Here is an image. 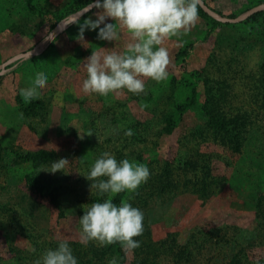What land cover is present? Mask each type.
<instances>
[{"label":"rangeland","instance_id":"1","mask_svg":"<svg viewBox=\"0 0 264 264\" xmlns=\"http://www.w3.org/2000/svg\"><path fill=\"white\" fill-rule=\"evenodd\" d=\"M87 1L75 5L72 0H0V66L9 64L0 70V264H17V259L35 264L61 240H67L75 256L87 253L79 264L93 263L91 248L101 246L80 242L79 218L99 196L85 176L105 151L117 160L148 158L143 163L150 169L148 181L135 192H126L125 198L144 213V230L155 244L156 263L175 264L173 253L166 252L168 245L164 250L158 247L169 240L174 248L192 252L182 264H229L226 255L235 253L245 255L247 264H264V219H256L255 206L264 194V101L252 90L262 73L263 55L262 42L251 41L264 20L246 19L264 9V4L230 0L231 8L244 18L230 15L227 19L217 14L229 15L226 5L196 0L222 25L212 27L198 11L188 33L168 38L162 45L170 55L167 79H145L146 93L125 90L104 97L82 91L85 60L100 48L124 51L130 37L122 31L119 40L102 41L97 39V29L85 31L86 44L79 42L80 25L89 17L95 19L98 11L76 21L91 5L77 12ZM240 44L246 48L240 50ZM183 51L187 54L180 57ZM23 54L29 56L22 61ZM231 57L241 60L246 66L243 71L235 72L225 64ZM16 58L20 61L14 64ZM37 73H45L48 83L39 99L25 102L19 91L29 87ZM201 78L226 82L229 96L222 105L226 114H249L251 125L242 153H234L206 131L198 105H190L197 84L203 94ZM129 128L134 131L131 137L124 134ZM81 131L92 135L81 140ZM40 149L52 152L53 160L37 166L11 161L22 152ZM61 158L70 165L63 172H47V166ZM185 161L209 165L210 178L223 179L222 184L213 185L206 196L201 192V169L188 171ZM167 166L171 186L152 194ZM26 174L46 187L51 182L61 185L63 216L26 187ZM225 240L230 244H223ZM132 253H127L125 264H131ZM111 258L105 259L106 264Z\"/></svg>","mask_w":264,"mask_h":264},{"label":"clouds","instance_id":"2","mask_svg":"<svg viewBox=\"0 0 264 264\" xmlns=\"http://www.w3.org/2000/svg\"><path fill=\"white\" fill-rule=\"evenodd\" d=\"M93 8L98 10L95 19L89 17L80 25L79 42L86 44L85 31L97 29V39L102 41H117L122 31L130 37L124 51L100 48L85 60L82 91L104 97L125 90L139 95L146 93L145 79L157 82L167 79L170 55L168 48L162 46L164 41L188 33L198 20L196 0H93L86 11ZM47 83L48 76L37 73L31 85L21 89L19 95L30 103L39 99L40 90ZM124 134L131 137L134 131L129 128ZM84 135L92 133L81 131L79 138L84 139ZM69 165L66 158H61L48 165L47 172H63ZM150 174L146 164L128 158L117 160L107 151L94 160L85 177L101 197L108 195L91 203L79 218V238L83 245L93 241L100 246L119 243L128 252L140 247L141 242L135 237L144 231L143 211L127 199L116 204L113 198L121 192H135L148 181ZM31 251L36 249L33 247ZM35 264H79V261L67 240H61L57 247L45 250ZM108 264L119 261L113 257Z\"/></svg>","mask_w":264,"mask_h":264},{"label":"trees","instance_id":"3","mask_svg":"<svg viewBox=\"0 0 264 264\" xmlns=\"http://www.w3.org/2000/svg\"><path fill=\"white\" fill-rule=\"evenodd\" d=\"M203 2L205 0H202ZM197 2V1H196ZM245 2L262 5L264 4V0H245ZM73 4H77L78 0H72ZM93 3V0H89L85 2L83 5H80L77 12L86 8L90 4ZM256 5V6H257ZM197 9L202 16L203 19H205L212 27L215 26H221L222 23H220L218 20L214 19L213 17L209 16L205 11L201 8V6L197 2ZM223 18H229V15H222L220 13H217ZM264 17V9L258 10L250 14L246 19L247 20H261ZM244 19V20H246ZM258 29H255L253 31V34L251 35L252 40L251 41H261L262 42V64L260 66V70L262 73L259 75L258 83H255V87L252 88L255 93H258V95H261V100L264 101V24L258 25ZM242 35L247 36V34L242 33ZM206 37V36H204ZM243 38V37H242ZM243 41L245 39H242ZM241 43V42H240ZM251 43V42H249ZM252 45V44H251ZM248 47V43H247ZM189 48H193L192 45H189ZM238 48L240 50H243L246 48L245 44L238 45ZM187 52H180L179 56H185ZM181 57V56H180ZM228 65L229 68L232 69L234 67L235 72L238 70H244L246 66H244L241 63V60L239 58L231 57L228 60V63H225ZM223 69V67H222ZM202 79V82L204 83V90L203 94L198 90V84L195 86V94L193 95V98L190 101V105L193 104L198 105L199 107V113L200 115L205 118V125L207 127L208 132L211 133L212 136L215 137V139L219 140L223 145H226L229 149H231L234 153L240 154L242 153L246 134L248 132V129L251 125L250 116L247 112L241 113L237 112L234 115H228L224 112L223 106L227 102V96H229L227 90V84L224 81L216 80L215 82L211 83V80L208 79ZM200 80V79H199ZM255 89V90H254ZM254 93V94H255ZM201 95L203 100H201ZM201 102V105H200ZM3 148L1 147V141H0V158L2 154ZM53 153L49 152L47 150H36L33 152H22L20 153L17 158L11 159L12 163L18 164V162H31L33 165H43L51 162L53 160ZM148 161V158H140L138 162L140 163H146ZM199 165L197 161H185L184 162V168H187L188 171H193L195 173H198V169H201L200 174H202V181H201V192L204 193L206 196L209 194V189L213 185L219 186L222 184V180L216 181L215 179H211L210 175L208 174L210 171L209 165L202 166ZM165 173L164 177H159L157 179V183H159V187L157 183L154 184V190L152 191V194L155 193V195H158L159 193L164 190L163 188L169 187L170 185V168L167 166L164 168ZM198 177V175H196ZM25 185L26 187L38 194L41 198H45L49 201V203L54 206L61 216L64 214V204L62 202V199L60 196H63L64 191L61 189V185L55 182H51L49 185L44 186L40 185L36 182L34 177L31 174H26L24 177ZM166 183V184H165ZM198 184V183H197ZM161 187V188H160ZM211 192V191H210ZM126 192H121L119 194H116L113 198V202L116 204H119L121 200L126 199L125 198ZM94 198V197H93ZM104 198H107L106 196L101 197L100 195L98 197H95L93 200L94 202L100 201ZM147 205V202L144 203V207ZM256 219L258 221H263L264 219V194H261L256 201ZM140 207V206H139ZM138 207V208H139ZM141 209V207H140ZM142 210V209H141ZM145 217V216H144ZM145 224V221L143 222ZM261 224V223H260ZM260 224L258 226H260ZM147 230V229H146ZM135 239H138L140 243V247L132 251L133 253V260L131 264H158L156 263L154 257H153V251L155 244L150 239V233L147 231H143L142 235L139 237H135ZM225 245H229V241L222 242ZM167 254L173 253L172 258L174 261L176 260L175 264H182L183 260L189 259L191 257L192 252L189 251L188 253L185 251V249H177L174 248L171 241L163 240L158 243V247L160 249L165 248L167 246ZM92 246V245H91ZM224 246V245H221ZM91 251L93 252L94 261L92 264H106L105 259L109 258L110 256L115 257L119 259V264H125V261L127 259V253L128 251L124 250L119 243L112 244L109 246H101V247H93L91 248ZM242 251V250H241ZM87 253H79L78 261L80 262V257H86ZM155 256V255H154ZM226 256H230L231 260L229 264H247V258L245 255L241 256L240 253L235 254H228ZM15 259V258H14ZM17 264H25L24 260L17 259ZM30 264V263H29ZM33 264V263H32ZM80 264H90L89 261L85 260L82 261ZM257 264H260L257 263Z\"/></svg>","mask_w":264,"mask_h":264},{"label":"water","instance_id":"4","mask_svg":"<svg viewBox=\"0 0 264 264\" xmlns=\"http://www.w3.org/2000/svg\"><path fill=\"white\" fill-rule=\"evenodd\" d=\"M210 1H212L214 4H224V5H226L227 7H228V12L231 14V15H235L236 17H238V18H240V19H243L244 17L241 15V14H239L238 12H236V11H234L232 8H231V6H230V0H210ZM95 10H97V9H92L91 11H95ZM91 11H83L82 13H83V15H79V16H77L76 17V21L77 20H79V19H81L82 17H84L87 13H89V12H91ZM74 20V21H75ZM261 20H264V17L261 19ZM71 24H72V22H71ZM70 24V25H71ZM69 24H67L66 25V27L68 26ZM24 55V54H23ZM28 54H26V55H24V56H22V57H20V58H22V61L24 60V59H26V58H28ZM20 58H16V59H14V60H12V61H14V64L16 63V62H18V61H20ZM11 62V61H10ZM12 63V62H11ZM9 67V64H4V65H2V66H0V70H2V69H7Z\"/></svg>","mask_w":264,"mask_h":264}]
</instances>
